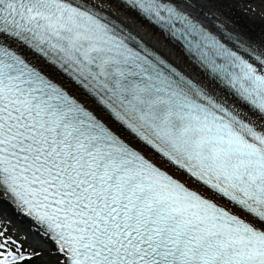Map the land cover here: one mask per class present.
I'll return each instance as SVG.
<instances>
[{"label":"snow or ice","instance_id":"1","mask_svg":"<svg viewBox=\"0 0 264 264\" xmlns=\"http://www.w3.org/2000/svg\"><path fill=\"white\" fill-rule=\"evenodd\" d=\"M0 264H264V0H0Z\"/></svg>","mask_w":264,"mask_h":264},{"label":"rangeland","instance_id":"2","mask_svg":"<svg viewBox=\"0 0 264 264\" xmlns=\"http://www.w3.org/2000/svg\"><path fill=\"white\" fill-rule=\"evenodd\" d=\"M14 228V227H13Z\"/></svg>","mask_w":264,"mask_h":264}]
</instances>
